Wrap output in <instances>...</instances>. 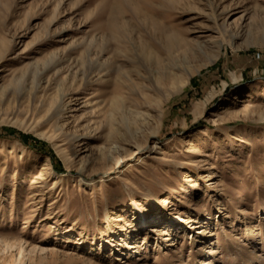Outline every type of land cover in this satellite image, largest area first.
Here are the masks:
<instances>
[{"label":"rangeland","instance_id":"1","mask_svg":"<svg viewBox=\"0 0 264 264\" xmlns=\"http://www.w3.org/2000/svg\"><path fill=\"white\" fill-rule=\"evenodd\" d=\"M0 264H264V0H0Z\"/></svg>","mask_w":264,"mask_h":264},{"label":"bare ground","instance_id":"2","mask_svg":"<svg viewBox=\"0 0 264 264\" xmlns=\"http://www.w3.org/2000/svg\"><path fill=\"white\" fill-rule=\"evenodd\" d=\"M137 10V9H136ZM135 12V11H134ZM141 12V11H140ZM141 14V13H140ZM112 15V14H111ZM138 15V14H137ZM136 15V16H137ZM139 17V16H138ZM116 18V17H115ZM152 20V19H151ZM153 21V20H152ZM147 22V21H146ZM146 22H145V24H146ZM112 25V24H111ZM116 28V25H115V27H114V29ZM124 28H127V27H124ZM157 28V27H156ZM111 29V28H110ZM113 29V30H114ZM119 29H120V27H119ZM119 29H118V31H119ZM123 29V28H122ZM121 30V29H120ZM156 30V29H155ZM154 30V31H155ZM111 31H112V29H111ZM153 31V32H154ZM166 31V30H165ZM167 32V31H166ZM120 33V32H119ZM118 33V34H119ZM158 33V32H157ZM114 34V33H113ZM158 35V34H157ZM156 35V36H157ZM173 35V34H172ZM175 37V36H174ZM178 39H179V37H178ZM120 40V39H119ZM160 40V39H159ZM165 40V42H166V45H167V48L169 49L168 51H169V53L170 52H172V54H173V52H174V50H175V46L178 44V49L179 50H182L183 52H185V51H187L186 50V48H189V47H187L188 46V44H187V40L185 41V39L184 40H180L179 39V41H177V40H175V39H173V37L172 36H166V38L164 39ZM161 41V40H160ZM159 41V42H160ZM163 43V42H162ZM189 43V42H188ZM165 44V43H164ZM141 48H143V46L141 47ZM166 48V47H165ZM177 49V48H176ZM167 51V50H166ZM143 52H144V54H145V58L147 59V62L149 63V64H160V59L158 58V57H154V55L149 51V50H145V48H144V50H143ZM155 52V51H154ZM176 53V52H175ZM143 54V53H142ZM143 54V55H144ZM171 53H170V55L171 56H173ZM168 55V54H167ZM144 57V56H143ZM172 58V57H171ZM145 59V60H146ZM172 66V65H171ZM183 78V76L181 77H177V76H173L172 77V79H174V82L175 83H180L181 84V86L182 85H184V80H182L181 81V79ZM119 81H118V84L120 85H118V87H122V85H123V82L121 81V79L119 78L118 79ZM117 90V89H116ZM115 94H114V98H113V100H112V102H111V106L112 107H114V109H113V112L114 111H116V113H118V114H120L121 115V117H124V122H126V117H125V108H124V105H123V99H122V97L120 96H118V95H121V93H120V90H118V91H116V92H114ZM62 110V109H61ZM113 112L112 113H110V117H113L112 115H113ZM127 129L129 130V127L127 126ZM92 133V132H91ZM239 138H241V139H238V141H242V136H240ZM171 205V202H170V200L169 199H165V200H163V202H162V207H161V210L163 211V212H166L167 211V209H168V207ZM148 218L149 216L145 213V212H142V214H141V218L144 220L145 218ZM147 220H145V222H146ZM184 223H186V221L183 219V218H176V219H171V220H169V221H167V230H168V232H170L171 230H173V229H175L176 227H179L180 225H182V224H184ZM137 231H140V230H138V229H136V232ZM173 235V234H172ZM167 236V235H166ZM169 236V235H168ZM170 246V245H169ZM6 247H9V245H6ZM21 254H22V250H21Z\"/></svg>","mask_w":264,"mask_h":264},{"label":"trees","instance_id":"3","mask_svg":"<svg viewBox=\"0 0 264 264\" xmlns=\"http://www.w3.org/2000/svg\"><path fill=\"white\" fill-rule=\"evenodd\" d=\"M28 139H30V138H29V137H26V136H24V137H22V139H21V140L23 141V143H24V144L28 145V143H27V140H28Z\"/></svg>","mask_w":264,"mask_h":264}]
</instances>
